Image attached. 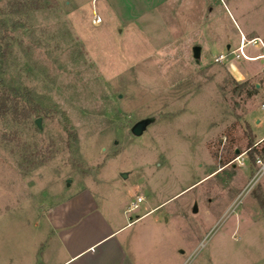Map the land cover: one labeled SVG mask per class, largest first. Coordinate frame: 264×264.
Returning <instances> with one entry per match:
<instances>
[{"label":"rangeland","instance_id":"rangeland-1","mask_svg":"<svg viewBox=\"0 0 264 264\" xmlns=\"http://www.w3.org/2000/svg\"><path fill=\"white\" fill-rule=\"evenodd\" d=\"M2 18L0 264L62 261L51 223L80 193L139 216L135 264H264L260 42L214 61L264 43V0H0Z\"/></svg>","mask_w":264,"mask_h":264},{"label":"crops","instance_id":"crops-1","mask_svg":"<svg viewBox=\"0 0 264 264\" xmlns=\"http://www.w3.org/2000/svg\"><path fill=\"white\" fill-rule=\"evenodd\" d=\"M81 196H73L66 207L57 209L55 222L51 223L59 244L67 251L58 264H135L120 233L139 216L119 222L99 212L94 198ZM121 211L125 213V209Z\"/></svg>","mask_w":264,"mask_h":264},{"label":"built area","instance_id":"built-area-1","mask_svg":"<svg viewBox=\"0 0 264 264\" xmlns=\"http://www.w3.org/2000/svg\"><path fill=\"white\" fill-rule=\"evenodd\" d=\"M243 42L241 43V45L237 48L232 50L231 52H229L228 54H218L216 57H214V61L215 62H223L225 59H227L228 57H230L231 55L235 58L238 59L240 57V51L242 49L243 46H245L247 43H256L257 41L260 42L261 45V49L262 51L259 53L258 55V60L259 62H261V65L264 68V43L260 41V39L258 37H253L251 39H245L244 35H241ZM260 109L262 111H264V102H262L260 104ZM264 137H262L263 139ZM262 139H260V141H262ZM242 155L243 153L237 154L235 156V158L232 161H236L237 164H242ZM257 164H260V169L255 176V179L262 173L264 172V161H261L260 159L256 160ZM142 201V196H136V198L132 201H130L129 205L127 206L126 211H132L134 209H136L138 207V203Z\"/></svg>","mask_w":264,"mask_h":264},{"label":"trees","instance_id":"trees-1","mask_svg":"<svg viewBox=\"0 0 264 264\" xmlns=\"http://www.w3.org/2000/svg\"><path fill=\"white\" fill-rule=\"evenodd\" d=\"M16 24L13 20L9 19L7 20L6 18H2L0 19V57H2L4 55V51H8L10 48L11 43L9 42V37L11 38V36L9 35L10 29L11 28H15ZM10 28V29H9ZM0 72H2V70L0 69ZM3 83V78L1 77V73H0V86ZM254 86V85H253ZM1 91L0 92V99L4 100L7 99L8 96V92H10L11 94L13 93L14 95H16V88H8V87H3L1 86ZM18 102L17 101H13V108L16 109L18 106ZM26 110L24 108H22V111ZM250 142V141H249ZM251 144V142H250ZM262 204H264L262 202Z\"/></svg>","mask_w":264,"mask_h":264},{"label":"water","instance_id":"water-1","mask_svg":"<svg viewBox=\"0 0 264 264\" xmlns=\"http://www.w3.org/2000/svg\"><path fill=\"white\" fill-rule=\"evenodd\" d=\"M192 51H193V57L195 59L196 62H198V58H199V52H200V47L198 45H195L192 47ZM36 126L40 129V119L39 118H36L34 120ZM147 119H142V120H139L137 121L132 127H131V132L135 135H139L142 130L144 129L146 123H147ZM235 153L237 154L238 153V150L236 149L235 150ZM192 212H195L196 211V206L195 204L193 205V208L191 209Z\"/></svg>","mask_w":264,"mask_h":264}]
</instances>
